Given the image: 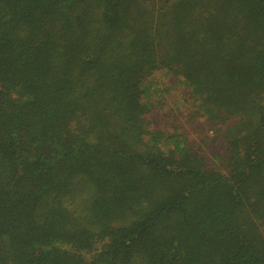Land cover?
I'll list each match as a JSON object with an SVG mask.
<instances>
[{"label":"trees","instance_id":"obj_1","mask_svg":"<svg viewBox=\"0 0 264 264\" xmlns=\"http://www.w3.org/2000/svg\"><path fill=\"white\" fill-rule=\"evenodd\" d=\"M0 264H264V0H0Z\"/></svg>","mask_w":264,"mask_h":264},{"label":"rangeland","instance_id":"obj_2","mask_svg":"<svg viewBox=\"0 0 264 264\" xmlns=\"http://www.w3.org/2000/svg\"><path fill=\"white\" fill-rule=\"evenodd\" d=\"M154 80L159 84H154ZM151 86H148L149 100L152 103V108L146 115L150 121L151 127L158 130H172V111L179 109L178 119H183V114H185V104L176 95V92L170 90H164L167 83L162 72L155 73V76L151 79Z\"/></svg>","mask_w":264,"mask_h":264}]
</instances>
